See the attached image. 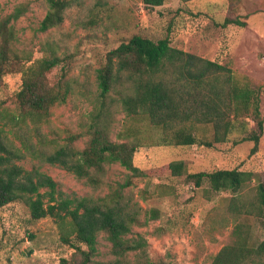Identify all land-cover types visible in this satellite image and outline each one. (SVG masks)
<instances>
[{"label":"rangeland","instance_id":"obj_1","mask_svg":"<svg viewBox=\"0 0 264 264\" xmlns=\"http://www.w3.org/2000/svg\"><path fill=\"white\" fill-rule=\"evenodd\" d=\"M66 1L62 22L41 32L38 28L47 11L46 0H0V19L20 4L27 6L11 23L15 34L11 48L29 57L27 66L57 56L60 63L46 74L47 83L64 80L71 88L65 103L53 107L46 121H32L15 102L22 79L19 70L24 68L17 61L19 65L5 74L0 86V134L13 150L15 165L47 174L64 195L104 196L130 176L118 164L106 166L103 185L94 191L43 157L67 144L71 135H78L74 148L86 146L90 113L96 104L95 71L108 51L133 35L154 41L166 37L173 48L217 62L254 85L264 83V0H164L162 6L152 9L142 0ZM223 17L238 19L245 26L221 27ZM116 98L113 92L107 100L111 102L107 113L110 140L140 144L133 165L142 175L131 177L132 185L124 193L142 210L159 212L158 220L132 228V236L139 234L147 241L148 259L163 264H211L222 247L235 241L233 230L238 223L248 228L251 246L264 240V221L244 207L253 200L258 181L264 179V132L253 155L249 153L252 143L239 142V132L211 148L163 145L160 129L145 117L127 118ZM260 111L264 118V88ZM193 132L212 139L209 125H199ZM171 162H182L188 174L237 169L251 172L253 180L235 195L230 191L213 193L207 185L196 188L183 174L173 176L168 169ZM134 254L127 255L128 264H135ZM61 259L76 264L82 256L60 241V229L53 219L32 221L21 202L0 209V264H60ZM115 259L105 234L99 233L90 262Z\"/></svg>","mask_w":264,"mask_h":264},{"label":"trees","instance_id":"obj_2","mask_svg":"<svg viewBox=\"0 0 264 264\" xmlns=\"http://www.w3.org/2000/svg\"><path fill=\"white\" fill-rule=\"evenodd\" d=\"M46 3L47 11L38 28L41 32L57 27L68 6L66 0H46ZM142 3L152 9L162 6L164 0H142ZM26 10L27 6L20 4L0 19V86L7 72L22 65L15 102L23 115L40 123L46 121L53 107L65 103L71 88L64 80L54 85L47 83L46 74L60 63L57 56L50 55L27 66L29 57L20 56L11 48L15 39L11 23ZM219 25L242 28L245 23L223 17ZM95 79L96 104L90 113L86 146L81 150L74 148L78 135H71L66 138L67 144L48 152L43 159L83 180L94 191L103 185L106 166L118 164L130 176L104 196H67L57 190L56 183L47 174L15 165L11 160L13 150L0 134V209L21 202L32 221L53 219L60 229V241L82 256L76 264H128L130 253H135V264H163L148 259V244L141 235L132 236L133 227L158 220L159 212L153 208L142 210L124 193L132 185L131 177L142 175L133 165L140 144L110 140L107 113L111 102L107 100L111 93H116V105L126 117H145L160 129L163 145L211 148L215 143L225 142L228 135L239 132L242 134L239 142L252 143L249 153L253 155L264 132L260 111L264 83L254 85L246 76L234 74L217 62L173 48L166 37L154 41L140 35H133L108 51L104 63L95 71ZM199 125L211 127V140L193 132ZM168 169L173 176L185 175L196 188L207 185L213 193L230 191L235 195L253 180L251 172L237 169L188 174L182 162H171ZM244 207L247 213L264 221V179L258 181L253 200ZM99 233L105 234L110 252L116 257L114 261L90 262ZM233 235L235 241L222 247L211 264H264V240L251 246L248 228L242 223L234 227ZM60 264L70 263L61 259Z\"/></svg>","mask_w":264,"mask_h":264}]
</instances>
